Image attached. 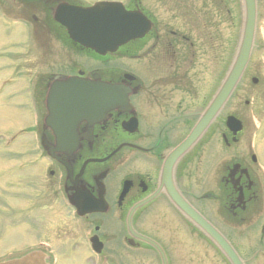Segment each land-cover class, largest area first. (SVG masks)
Listing matches in <instances>:
<instances>
[{
  "label": "flooded vegetation",
  "instance_id": "af4514ba",
  "mask_svg": "<svg viewBox=\"0 0 264 264\" xmlns=\"http://www.w3.org/2000/svg\"><path fill=\"white\" fill-rule=\"evenodd\" d=\"M99 1L141 11L150 31L103 55L72 45L53 22L54 9ZM216 11L213 0H0V21L32 23L39 28L33 36L50 39L19 48L36 54L32 68L47 69L33 83L31 127L39 147L44 138L58 151L70 149L54 135L61 131H74L79 145L72 159L54 152L34 163L32 173L17 180L5 173L0 180V263L38 249L46 251L45 264H162L159 252L138 235L157 243L166 264H217L223 258L160 186L164 161L191 131L228 63V45L217 44ZM68 76L102 86L95 112L78 122L53 116L48 124L46 93ZM105 85L117 90L112 97L118 102L103 99ZM249 140L243 127L233 141L224 119H215L172 170L180 196L227 240L228 223L245 222L243 215L264 191ZM8 192L13 194L6 197ZM142 201L128 232L127 214ZM17 231L15 250L6 235ZM93 237L99 253L90 249Z\"/></svg>",
  "mask_w": 264,
  "mask_h": 264
},
{
  "label": "rangeland",
  "instance_id": "374dc122",
  "mask_svg": "<svg viewBox=\"0 0 264 264\" xmlns=\"http://www.w3.org/2000/svg\"><path fill=\"white\" fill-rule=\"evenodd\" d=\"M239 1L237 0H228V7L231 10L232 14V25L231 21H228V49H232L230 52V57L234 55L235 48L238 42V33L240 30V18L241 14H239L238 9ZM239 17V18H238ZM4 24L5 27L4 28ZM0 24V46L2 39L6 37L4 40L7 42H2V44L7 43L8 46L11 45H20V36L21 27L17 26L14 21L9 20L7 23ZM21 29H20V28ZM259 37L264 40V18L259 27ZM21 34V35H20ZM18 35H20L18 37ZM260 38V40H261ZM261 40V41H262ZM258 43V39L256 40ZM261 45L264 46V43ZM18 49H13L9 51L8 49L0 48V56L1 53L3 55H7L11 53V56L16 57ZM229 53H228V64H229ZM9 56L0 57V180L5 176L4 169L6 168V173H8L9 179L17 180L21 176H26L27 169L23 172H17L14 170V164L17 162L14 158H23V159H32L40 157L39 151H35L34 149V135L33 134H21L16 133V128H26L28 126L27 115L31 114V107L29 102L30 92L28 90V86L23 84L21 81L12 82L5 86V79L9 78L11 73V68H15V66H10L11 63L9 60ZM17 64L18 61H17ZM25 73V72H23ZM251 77H257L260 80V83L256 85H252L250 83ZM264 85V49L261 46H257L254 51L251 63L248 68V72L242 82L240 83L236 93L234 94L232 100L228 105V113L236 112L241 118L246 122L247 132L255 134V142L257 140V146L260 150V156L262 160V167L264 169V131L262 134V139L257 138L259 136L260 129L264 126V93L263 86ZM29 92V94H28ZM244 101H248L249 104L244 106ZM25 109L23 107L24 104ZM257 110L258 112H256ZM261 112V113H260ZM261 118V119H260ZM253 127L254 130H253ZM258 127V128H257ZM10 139L11 144H6V140ZM254 142V143H255ZM7 148H3V147ZM256 147V144H255ZM11 161V162H10ZM15 162V163H14ZM20 174V176H19ZM28 192V188L24 187V193ZM13 192H8L7 196H10ZM2 200H0L1 202ZM9 203L13 202V199H8ZM263 223V222H262ZM252 227H250L251 229ZM236 231L232 230L228 232L231 236V239L240 247L242 253H247V246L251 245L253 249H261L260 255L257 256L256 261L252 262L253 264H264V242L262 239L258 238L257 235L253 234V231ZM249 233V236H248ZM247 238V241L241 236ZM16 235L20 237L19 232L8 233L6 236H9L7 243L15 246V250L19 249V241L14 240V236ZM240 236V240H239ZM12 242V243H11ZM17 253H20L19 250ZM221 264V263H217Z\"/></svg>",
  "mask_w": 264,
  "mask_h": 264
},
{
  "label": "water",
  "instance_id": "95a60500",
  "mask_svg": "<svg viewBox=\"0 0 264 264\" xmlns=\"http://www.w3.org/2000/svg\"><path fill=\"white\" fill-rule=\"evenodd\" d=\"M242 2L244 17L234 60L222 85L201 117L195 132L203 130L217 115L234 89L249 59L254 37L256 8L255 0H242ZM58 14L64 13L59 12ZM67 14L69 16H66L65 19H61L62 15H59L60 19L57 21L67 29L70 39L95 52H99L101 49L106 51L115 50L126 41L141 37L147 27L145 19L140 14L127 13L118 5L96 4L86 9L71 8ZM87 97L88 95H85L84 100ZM227 124L229 129L234 128V133L240 129L239 122L234 118L229 117ZM161 186L164 187L163 183H161ZM166 191L167 195L177 203L180 209L215 241L231 264H242L229 244L198 214L184 206L172 188L166 186Z\"/></svg>",
  "mask_w": 264,
  "mask_h": 264
}]
</instances>
